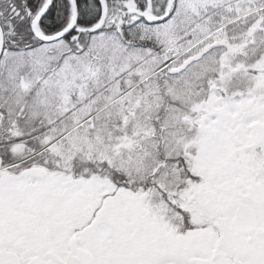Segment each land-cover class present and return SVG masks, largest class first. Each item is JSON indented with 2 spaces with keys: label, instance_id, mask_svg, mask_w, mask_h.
<instances>
[{
  "label": "snow or ice",
  "instance_id": "obj_1",
  "mask_svg": "<svg viewBox=\"0 0 264 264\" xmlns=\"http://www.w3.org/2000/svg\"><path fill=\"white\" fill-rule=\"evenodd\" d=\"M0 264H264V0H0Z\"/></svg>",
  "mask_w": 264,
  "mask_h": 264
}]
</instances>
